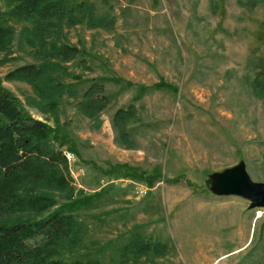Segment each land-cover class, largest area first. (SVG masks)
Returning <instances> with one entry per match:
<instances>
[{
  "label": "rangeland",
  "instance_id": "obj_1",
  "mask_svg": "<svg viewBox=\"0 0 264 264\" xmlns=\"http://www.w3.org/2000/svg\"><path fill=\"white\" fill-rule=\"evenodd\" d=\"M90 1L105 26L65 29L57 42L81 48L70 60L38 50L29 24L9 19L16 33L0 52V87L34 117H56L77 152L55 141L73 159L72 196L46 188L53 206L7 223L45 218L79 197L81 242L55 255L68 262L264 264V207L217 195L208 182L240 162L264 182V0ZM44 60L57 64L52 97L6 77ZM92 96L104 106L91 118L79 105ZM130 106L123 137L114 114ZM115 166L125 173H108ZM144 243L148 252L136 256Z\"/></svg>",
  "mask_w": 264,
  "mask_h": 264
},
{
  "label": "trees",
  "instance_id": "obj_2",
  "mask_svg": "<svg viewBox=\"0 0 264 264\" xmlns=\"http://www.w3.org/2000/svg\"><path fill=\"white\" fill-rule=\"evenodd\" d=\"M96 10L90 0H0V52H10L13 48L16 26L9 19H14L29 24L26 37L38 50L45 49L49 56L70 60L81 53V48L59 44L57 39L65 29L80 24L89 28L105 26V17L98 16ZM56 65L50 60L26 64L6 77L26 81L37 95L48 98L60 88L53 71ZM49 104L52 110L57 106L56 101ZM103 106V102L92 96L81 101L79 108L92 118ZM132 117H135L134 106L119 108L114 114V126L117 125L123 137L128 135L127 123ZM54 120L53 125L34 117L18 96L0 87V213L5 219L0 222V264H100L91 258H74L68 262L55 257L66 249L74 251L81 242L83 228L76 211L85 203L79 197L39 220L6 221L16 213L40 212L53 206L56 199L46 193L47 189L69 190L67 195L73 194L68 159L55 141L68 144L74 152L77 150L72 137L64 132L56 117ZM123 170V166H115L108 173L124 174ZM132 176L136 177L137 173L132 172ZM149 247V243H144L134 253L145 254ZM127 249L132 251L131 245L124 246L123 252Z\"/></svg>",
  "mask_w": 264,
  "mask_h": 264
},
{
  "label": "water",
  "instance_id": "obj_3",
  "mask_svg": "<svg viewBox=\"0 0 264 264\" xmlns=\"http://www.w3.org/2000/svg\"><path fill=\"white\" fill-rule=\"evenodd\" d=\"M208 182L217 195L240 196L251 201L252 208L264 207V182L253 180L244 162L214 173Z\"/></svg>",
  "mask_w": 264,
  "mask_h": 264
},
{
  "label": "built area",
  "instance_id": "obj_4",
  "mask_svg": "<svg viewBox=\"0 0 264 264\" xmlns=\"http://www.w3.org/2000/svg\"><path fill=\"white\" fill-rule=\"evenodd\" d=\"M65 155H66V157L68 158V163H69V165L70 166H72L73 165V159L70 157V155L68 154V153H64ZM73 173V175L75 176V178L77 177V175H76V173L75 172H72Z\"/></svg>",
  "mask_w": 264,
  "mask_h": 264
}]
</instances>
